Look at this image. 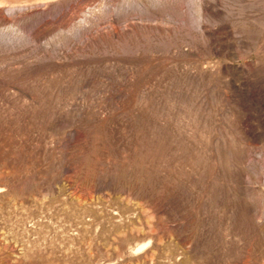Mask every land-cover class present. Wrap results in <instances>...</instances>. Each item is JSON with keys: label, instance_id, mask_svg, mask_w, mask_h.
Listing matches in <instances>:
<instances>
[{"label": "rangeland", "instance_id": "rangeland-1", "mask_svg": "<svg viewBox=\"0 0 264 264\" xmlns=\"http://www.w3.org/2000/svg\"><path fill=\"white\" fill-rule=\"evenodd\" d=\"M0 264H264V0H0Z\"/></svg>", "mask_w": 264, "mask_h": 264}]
</instances>
